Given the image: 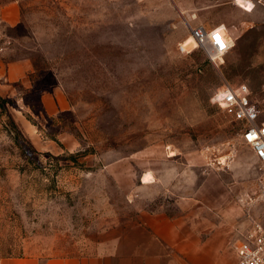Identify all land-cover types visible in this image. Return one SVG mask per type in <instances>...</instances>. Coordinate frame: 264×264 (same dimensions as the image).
Returning a JSON list of instances; mask_svg holds the SVG:
<instances>
[{
	"label": "rangeland",
	"instance_id": "rangeland-1",
	"mask_svg": "<svg viewBox=\"0 0 264 264\" xmlns=\"http://www.w3.org/2000/svg\"><path fill=\"white\" fill-rule=\"evenodd\" d=\"M194 27L226 29L216 64L182 50ZM240 85L264 109V0H0V258L87 254L162 209L234 257L264 228L243 124L212 101Z\"/></svg>",
	"mask_w": 264,
	"mask_h": 264
},
{
	"label": "crops",
	"instance_id": "crops-1",
	"mask_svg": "<svg viewBox=\"0 0 264 264\" xmlns=\"http://www.w3.org/2000/svg\"><path fill=\"white\" fill-rule=\"evenodd\" d=\"M44 102L48 114L61 109L59 99L46 97ZM192 217L170 209L145 213L123 224L121 232L97 243L87 254L5 257L0 264H235V255L227 258L222 250L224 230L195 223Z\"/></svg>",
	"mask_w": 264,
	"mask_h": 264
},
{
	"label": "built area",
	"instance_id": "built-area-1",
	"mask_svg": "<svg viewBox=\"0 0 264 264\" xmlns=\"http://www.w3.org/2000/svg\"><path fill=\"white\" fill-rule=\"evenodd\" d=\"M192 43H182V50L202 49L208 59L216 64L230 49L231 38L225 28L204 29L194 27L188 30ZM230 42V43H229ZM220 108L243 124L241 140L250 148L259 165L260 186L264 189V109L254 100L246 85L225 86L212 98ZM235 264H264V228L252 223L249 230L241 233L234 247Z\"/></svg>",
	"mask_w": 264,
	"mask_h": 264
},
{
	"label": "bare ground",
	"instance_id": "bare-ground-1",
	"mask_svg": "<svg viewBox=\"0 0 264 264\" xmlns=\"http://www.w3.org/2000/svg\"><path fill=\"white\" fill-rule=\"evenodd\" d=\"M189 38H190V36H189ZM191 39V38H190ZM230 43V42H229ZM145 179H146V182H150V181H152V178H151V176L149 175V174H147V176L145 177Z\"/></svg>",
	"mask_w": 264,
	"mask_h": 264
},
{
	"label": "trees",
	"instance_id": "trees-1",
	"mask_svg": "<svg viewBox=\"0 0 264 264\" xmlns=\"http://www.w3.org/2000/svg\"><path fill=\"white\" fill-rule=\"evenodd\" d=\"M3 100L1 99V97H0V108H3Z\"/></svg>",
	"mask_w": 264,
	"mask_h": 264
}]
</instances>
